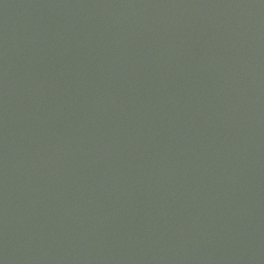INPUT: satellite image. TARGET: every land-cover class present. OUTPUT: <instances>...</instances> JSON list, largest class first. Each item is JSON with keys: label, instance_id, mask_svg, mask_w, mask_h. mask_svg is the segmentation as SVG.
Wrapping results in <instances>:
<instances>
[{"label": "water", "instance_id": "1", "mask_svg": "<svg viewBox=\"0 0 264 264\" xmlns=\"http://www.w3.org/2000/svg\"><path fill=\"white\" fill-rule=\"evenodd\" d=\"M0 264H264V0H0Z\"/></svg>", "mask_w": 264, "mask_h": 264}]
</instances>
